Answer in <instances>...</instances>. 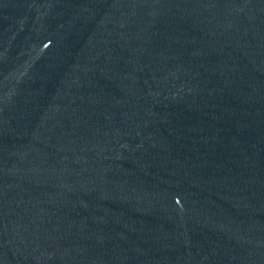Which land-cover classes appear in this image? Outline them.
<instances>
[{
  "label": "water",
  "instance_id": "water-1",
  "mask_svg": "<svg viewBox=\"0 0 264 264\" xmlns=\"http://www.w3.org/2000/svg\"><path fill=\"white\" fill-rule=\"evenodd\" d=\"M0 264H264V0H0Z\"/></svg>",
  "mask_w": 264,
  "mask_h": 264
}]
</instances>
